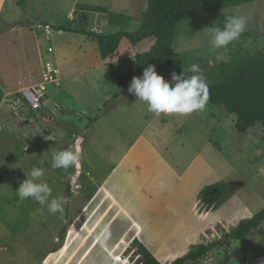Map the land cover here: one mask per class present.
Returning a JSON list of instances; mask_svg holds the SVG:
<instances>
[{"label": "rangeland", "instance_id": "rangeland-1", "mask_svg": "<svg viewBox=\"0 0 264 264\" xmlns=\"http://www.w3.org/2000/svg\"><path fill=\"white\" fill-rule=\"evenodd\" d=\"M105 6L108 13L77 8ZM148 0H0V264H172L264 208V132L236 130V115L206 102L191 114H155L134 94L115 97L118 77L135 74L136 55L154 43L124 40L103 61L94 38L141 26ZM247 18L248 37L213 49L206 34L225 14ZM65 26L70 31L56 27ZM264 50V0L186 20L174 44L175 67L195 63L207 84L236 51ZM51 69L56 82H45ZM45 86L42 108L22 91ZM82 137L79 169H53L52 154ZM47 138V139H46ZM43 169L51 213L17 190ZM224 189L205 205L206 188ZM108 235L102 236L103 229ZM186 264H264V222L243 245L231 239Z\"/></svg>", "mask_w": 264, "mask_h": 264}, {"label": "trees", "instance_id": "trees-1", "mask_svg": "<svg viewBox=\"0 0 264 264\" xmlns=\"http://www.w3.org/2000/svg\"><path fill=\"white\" fill-rule=\"evenodd\" d=\"M261 0H148V6L142 16L141 26L134 32L118 31L105 33L94 30L74 29L94 38L98 43L99 54L103 61H109L118 54L124 40L132 45L153 38L154 43L147 51L136 55L135 74L123 73L118 77L119 90L114 95L129 94L128 87L132 78L140 77L149 65H154L157 74L163 75L176 65L174 44L179 25L199 16L217 14L223 9ZM77 8L97 13H108L105 6L92 4H77ZM227 15L219 24L223 27ZM57 30L70 31L68 27L58 26ZM243 32L240 38L248 37ZM179 74V73H178ZM185 78L192 75L183 73ZM214 80L208 84L207 101L214 105L223 106L228 113L236 115V130L247 133L256 125H261L264 132V50L251 51L241 48L225 63L213 68ZM223 188L210 186L203 193L206 206H213L220 200ZM264 222V208L252 217L242 220L230 230L226 241H213L211 245H203L185 257L175 260L172 264H186L198 261L216 246L228 245L231 239L246 243L249 233Z\"/></svg>", "mask_w": 264, "mask_h": 264}, {"label": "clouds", "instance_id": "clouds-1", "mask_svg": "<svg viewBox=\"0 0 264 264\" xmlns=\"http://www.w3.org/2000/svg\"><path fill=\"white\" fill-rule=\"evenodd\" d=\"M247 18L243 15H227L223 27H207L204 30L213 49L226 48L233 41L240 38L246 29ZM188 71L192 75L185 78L183 73L171 74L170 80L165 81L162 75L157 74L154 65H149L142 76L133 77L128 87V93L134 94L137 100L145 102L148 110L159 114H191L205 108L208 99V84L198 64H191ZM47 139V138H46ZM82 137L74 138L72 146L56 151L52 154L51 167L53 169H79L81 166ZM43 169L33 167L30 177L20 183L17 192L18 198L23 201L32 199L40 205H46L51 213L63 211L67 203L63 197L51 198L52 190L40 178ZM108 235V229H103L102 236Z\"/></svg>", "mask_w": 264, "mask_h": 264}, {"label": "built area", "instance_id": "built-area-1", "mask_svg": "<svg viewBox=\"0 0 264 264\" xmlns=\"http://www.w3.org/2000/svg\"><path fill=\"white\" fill-rule=\"evenodd\" d=\"M59 71L55 69H51L48 73L45 75V82H56L59 84V79L55 78V75L57 77ZM45 90V86H41V90L37 88H25L22 93L27 99V102H29L30 105L34 109H40L42 108V96H43V91Z\"/></svg>", "mask_w": 264, "mask_h": 264}]
</instances>
